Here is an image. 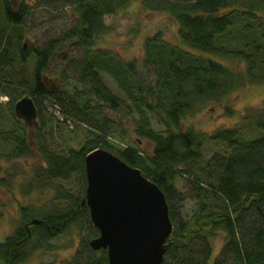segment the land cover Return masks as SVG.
<instances>
[{"label": "trees", "instance_id": "1", "mask_svg": "<svg viewBox=\"0 0 264 264\" xmlns=\"http://www.w3.org/2000/svg\"><path fill=\"white\" fill-rule=\"evenodd\" d=\"M131 1L49 0L48 4L73 6L75 23L43 48L28 47V53L24 29L32 9L26 0H0V99H10L11 112L25 95L34 99L40 109L34 139L45 138L48 100L63 117L104 133L89 132L85 145L67 155L40 143V153L45 154V189L50 182L80 176L86 191V156L96 149L109 151L141 170L165 195L174 232L165 246L163 264H211L221 233L226 245L212 264H264V104L259 110H247L234 127L211 135L183 128L185 120L216 103L234 116L230 105L234 95L247 87L264 86V0H159L148 8L171 16L178 25L180 45L158 33L147 38L140 63L122 61L98 46L108 33L104 18L116 15ZM65 47L79 51L67 67L77 74L76 86L68 93L52 91L46 83L51 64ZM29 54L34 56L31 77ZM213 55L237 60L245 70L229 69L214 61ZM104 74L117 84L125 100L109 90ZM66 77L60 78L65 87ZM103 108L131 118L137 136L148 141L151 150L115 147L107 132L114 123L97 122ZM21 130L19 136L0 137L24 150L26 145L19 141L28 136L26 129ZM212 145L219 151L211 152ZM14 155L12 150L9 158ZM183 178L187 184L182 194L177 185ZM187 199L195 201V208L190 217L182 218L178 206ZM56 200L70 202L64 192ZM70 204L71 210L56 205L45 211V252L51 240L77 226L90 238L88 234L71 264H109L105 250L95 252L90 246L99 231L92 226L88 208L73 199ZM17 235L18 241L27 237L24 230ZM17 240L0 243V264H14L21 258L23 245Z\"/></svg>", "mask_w": 264, "mask_h": 264}, {"label": "rangeland", "instance_id": "2", "mask_svg": "<svg viewBox=\"0 0 264 264\" xmlns=\"http://www.w3.org/2000/svg\"><path fill=\"white\" fill-rule=\"evenodd\" d=\"M161 1V0H160ZM159 0H151L147 3L144 0H133L125 8L121 9L116 15H109L104 18V23L108 28V33L99 40L98 46L104 52H109L125 62H142L145 58L144 46L147 38L156 34L169 43L180 45L178 38V25L165 12L155 11L149 6L154 7ZM32 9L30 20L24 29V43L30 49L43 48L45 43L53 38L59 37L69 30L75 23V11L73 6H61L59 4H48L49 0H26ZM48 4V5H47ZM29 49H27L28 51ZM30 51V50H29ZM28 51V53H29ZM79 51L75 47H65L59 51L56 60L51 64L47 75V85L52 91L60 92L66 90L71 92L76 86L77 74L74 70H69V61L74 56H79ZM29 75L34 71V56L29 54ZM214 61L221 63L225 67L236 71L245 70V65L237 60L220 59L221 57H211ZM54 64V65H53ZM67 76L68 86L65 87L60 82V78ZM103 82L115 95L125 100L124 94L119 90L117 84L106 74L102 75ZM70 86V87H69ZM80 89H82L80 87ZM28 91V90H27ZM10 99L2 96L0 103V134H15L19 136L24 129V125L19 123L9 110ZM264 104V86L247 87L238 92L230 100L234 116L226 113V106L220 103L210 105L203 113L195 118L184 121V130L193 128L196 131L206 134H213L219 129L231 128L240 122L247 110H259ZM45 138L43 142L48 144L49 149L56 153L67 155L68 152L79 151L87 142L88 133L101 134L78 119L66 121L65 117L57 111L52 101L45 102ZM97 116L99 124L104 120L114 123L109 132L108 139L115 147L126 148L135 147L140 150L150 151L152 145L137 136L134 121L125 116L122 111L113 112L107 108L100 109ZM162 130V129H161ZM28 136V135H27ZM38 140V138H35ZM45 144V143H43ZM15 149L13 142L5 141L0 137V241L11 235L14 221V211L11 208L12 194L9 193L12 185V172L25 178H30L31 168L24 160L15 161L9 158L12 150ZM211 152L219 151L214 145L210 146ZM22 179L21 181H23ZM20 181V182H21ZM87 182V180H86ZM13 183V182H12ZM50 187L45 189V211H51L57 204L56 198L59 194L70 192L74 196L81 198L85 196V183L80 176H73L68 181L50 182ZM185 179L178 181V190L186 193ZM87 187V186H86ZM195 208V201L187 199L182 205L178 206L182 218L190 217ZM13 216V217H12ZM89 232L77 226L69 227L65 233L54 238L49 243V250L45 252V264H71L76 255L83 250V244ZM215 243V254L213 260L223 252L226 245L224 234L219 235ZM90 238V234H89Z\"/></svg>", "mask_w": 264, "mask_h": 264}, {"label": "water", "instance_id": "3", "mask_svg": "<svg viewBox=\"0 0 264 264\" xmlns=\"http://www.w3.org/2000/svg\"><path fill=\"white\" fill-rule=\"evenodd\" d=\"M14 112L31 131L39 127L38 108L29 94ZM85 169L84 203L99 231L91 248L105 250L109 264H163L174 231L164 193L139 169L105 150L86 156Z\"/></svg>", "mask_w": 264, "mask_h": 264}, {"label": "flooded vegetation", "instance_id": "4", "mask_svg": "<svg viewBox=\"0 0 264 264\" xmlns=\"http://www.w3.org/2000/svg\"><path fill=\"white\" fill-rule=\"evenodd\" d=\"M27 134L29 135L28 131ZM32 134L34 133H31V136ZM19 142L24 143L26 148L23 150L16 145L13 149L15 152L13 159L15 161L26 160L25 162L32 171L28 179L18 174L14 175L12 172L13 183L11 182L12 188L9 193L12 194L10 202L14 211L13 229L11 235L1 240L0 243H5L9 238L17 240L18 231L24 230L27 237L16 241L23 245L21 258L14 264H45V154L40 153L43 150L40 148V143L45 142L43 139L36 140L32 137ZM27 152L30 154H26ZM22 179L24 180L21 181ZM67 195L70 202H62L63 207H61L64 210H71V199L87 207L84 201L80 202V196L76 197L70 192Z\"/></svg>", "mask_w": 264, "mask_h": 264}, {"label": "bare ground", "instance_id": "5", "mask_svg": "<svg viewBox=\"0 0 264 264\" xmlns=\"http://www.w3.org/2000/svg\"><path fill=\"white\" fill-rule=\"evenodd\" d=\"M73 58H74V57H73ZM21 99H22V98H21ZM21 99H20V100H21ZM20 100H19V101H20ZM33 100H34V99H33ZM19 101H18V102H19ZM18 102H17V103H18ZM34 102H35V101H34ZM17 103H16V104H17ZM16 104H15V105H16ZM35 104H36V102H35ZM15 105H14V107H13L12 115H13L14 118H16V120H17L18 122H20V120L17 119V117L15 116V112H14ZM36 105H37V104H36ZM37 108H38V106H37ZM38 112L40 113V109H39V108H38ZM65 119H67V118H65ZM66 121H71V119H67ZM20 123H21V122H20ZM38 129H39V127L37 128V130H38ZM37 130H36V131H37ZM36 131H35V130H32V131L29 130V132H36ZM34 136H35V134H34ZM38 139H39V138H38ZM27 148H28V147H27ZM26 154H30V153L27 152ZM56 204H57L58 206H62V207H63V203H59V202H57ZM55 207H56V206H55Z\"/></svg>", "mask_w": 264, "mask_h": 264}]
</instances>
